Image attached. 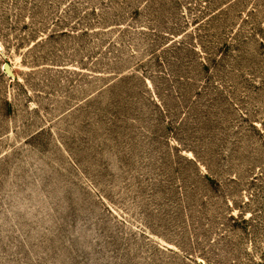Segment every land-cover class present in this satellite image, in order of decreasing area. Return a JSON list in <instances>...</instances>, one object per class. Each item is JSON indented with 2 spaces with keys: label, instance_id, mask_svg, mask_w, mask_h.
Masks as SVG:
<instances>
[{
  "label": "rangeland",
  "instance_id": "rangeland-1",
  "mask_svg": "<svg viewBox=\"0 0 264 264\" xmlns=\"http://www.w3.org/2000/svg\"><path fill=\"white\" fill-rule=\"evenodd\" d=\"M0 264H264V0H0Z\"/></svg>",
  "mask_w": 264,
  "mask_h": 264
}]
</instances>
